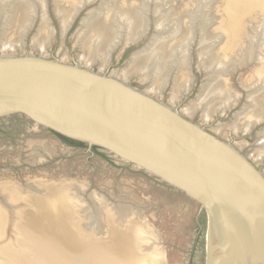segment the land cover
Instances as JSON below:
<instances>
[{"label":"bare ground","instance_id":"1","mask_svg":"<svg viewBox=\"0 0 264 264\" xmlns=\"http://www.w3.org/2000/svg\"><path fill=\"white\" fill-rule=\"evenodd\" d=\"M94 1L82 0L76 11ZM208 2L210 0H101L98 9L88 12L90 20L96 18L94 19L96 24L92 26L95 39L87 43L91 45V51L96 57L104 59L105 55L109 56L115 48L120 47L122 51L130 43L139 40L149 27L153 28L154 33L147 37L148 41H145L142 47L133 52L128 65H125L126 68L112 74L126 80L129 77L128 72L135 70L139 83L148 84L145 89L154 96H160V92L169 83L172 85V91L168 102L172 106L177 104L180 96L192 89L190 52L195 45L198 49V67L204 68L206 73H204L205 81L191 104L181 108V113L188 117L201 113L203 124L211 119V113L221 115L228 112L237 102H241L238 101L239 95L231 89L228 74L253 65L251 78L243 87L246 93L245 104H242L243 107L235 114L230 124L233 132H237L241 125L242 133L247 134L254 125L264 121V31L261 28L259 31L254 30L251 35L247 33L248 26L241 18L243 13L234 10L232 11L234 15H230L229 6L224 5V8L222 7L224 15L219 19L216 18L214 7ZM230 2L236 8L241 4L247 6L254 4H251L252 0H230ZM110 5L115 6V13L108 21L105 18L100 19L99 11L108 9ZM35 6V2H30L28 6L30 23L34 20ZM25 12L18 13L16 18L22 17ZM57 15H61L59 11ZM88 19L77 37L80 44L87 37V30L91 26L92 21ZM125 19L128 26L123 23ZM219 24H222L220 25L222 30L218 27ZM28 27H23V34ZM68 27L69 22L63 20L62 35ZM13 48L3 43L1 51H12ZM186 73L187 80L179 84L176 81L177 76L181 74L180 77H183ZM222 129L223 126L219 125L214 127L213 131L220 133ZM257 138L253 154L249 156L253 163L259 165L264 160V128L258 131ZM237 144L238 148L246 145L245 142ZM39 159H41L40 155ZM37 184L36 181H32L25 187L18 182L0 183V234L5 237H0L3 240L0 254L5 256V259L13 260V264H150L154 262L158 253L152 252L150 246L144 247L143 255H136V251L139 250V235L149 237L140 217L125 218L124 231L116 226L124 212L127 217L129 206H133L131 203L127 208L126 205L123 206L124 203H111L106 206L105 196L96 192L87 195L86 187L79 188L72 183L49 186L46 193L40 192L37 187L40 185ZM45 185L48 186L44 183L43 186ZM41 204L47 207L44 208ZM108 206L111 208L109 209ZM27 208L33 211L28 212ZM40 216L45 217L46 223H41ZM8 225L9 227L15 225L18 231L16 229L15 232L12 229L11 231ZM54 226L64 228L65 233H57L52 228ZM110 226L111 230L107 231L106 228ZM72 227L78 230L82 228L85 233L71 232ZM97 229L102 231L100 235L102 239L96 241L88 238L87 235L97 233L92 232ZM36 231L39 233L36 234ZM25 237H29L31 241H24ZM27 244H30L28 249L25 248ZM11 245L18 250L11 248ZM21 249L28 251L29 256L20 251ZM122 254L125 255V259Z\"/></svg>","mask_w":264,"mask_h":264},{"label":"water","instance_id":"2","mask_svg":"<svg viewBox=\"0 0 264 264\" xmlns=\"http://www.w3.org/2000/svg\"><path fill=\"white\" fill-rule=\"evenodd\" d=\"M17 123L107 152L194 199L207 216L206 264H264V172L170 103L78 62L0 49V127Z\"/></svg>","mask_w":264,"mask_h":264},{"label":"rangeland","instance_id":"3","mask_svg":"<svg viewBox=\"0 0 264 264\" xmlns=\"http://www.w3.org/2000/svg\"><path fill=\"white\" fill-rule=\"evenodd\" d=\"M30 2H35L37 6V8L35 6V16L31 23V18L27 13ZM81 2L82 0H0V16L3 18L0 20V49L2 44L6 43L14 47L12 51L6 52L19 55L24 53L43 54L49 58L58 57L65 62H78L83 66H89L95 71L102 70L108 74L125 69L133 52L142 47L148 41L147 37L154 33L153 28L149 27L139 40L130 43L129 46L122 50L123 52L120 51V47H117L114 49L115 51H112L114 53L111 52L109 56L105 55L104 59H100L92 53L91 45L87 42L95 39V32L92 31L94 27L92 26L96 24L94 23L96 18L90 20L88 12L95 8L98 9L101 0L88 3L76 11V7ZM208 3L213 5L216 18L219 19L224 15L222 13L224 5L229 6L230 15H234L232 13L234 10H240L243 13L241 18L245 20L248 26L247 33L251 35L254 30L259 31L261 28L264 31V0H257L251 6L241 4L238 8L230 0H210ZM110 6V9L105 8L99 11L98 17H101L100 19L105 18L108 21L115 13V6ZM58 11L61 15H57ZM20 12L25 13L22 17L16 18ZM87 19L92 21L91 26L87 30V37L80 44L77 37L81 33V29ZM63 20L69 22V27L62 35L61 26ZM123 23L128 26L126 19ZM220 25L222 24H219L218 27L221 29ZM23 27H28L24 34L22 33ZM197 50L194 45L190 52L192 65H190V72L193 73L192 89H190V93L180 96L179 101L177 100L175 107L179 110L191 104L205 81L206 73L204 68L198 67ZM252 71L253 65H249L248 68L234 70L231 74H228L231 89L239 95L238 101H241L233 105L228 112L226 111L221 115L211 113V119L206 122L207 124L202 123L201 113H196L192 117L184 115L194 123L200 124L205 130L215 134L218 138L235 144V147L250 161L252 159L249 155L253 154L252 151L256 147L258 139V131L264 128V121L254 125L247 134L242 133L243 127L241 125L238 127L237 132H233L230 124L233 122L235 114L245 104L246 93L243 87L251 78ZM135 73V70H130L126 81L139 89H145L148 84L144 83L145 85H142L139 83ZM180 75L177 76L176 81L179 84H183L188 76L187 73L185 76H181L182 78ZM171 91L172 85L168 83L163 91L160 92V96L155 95L154 97L169 103ZM219 125L223 126L222 133H215L213 128ZM242 142H245L246 145L238 148L236 144L239 145ZM38 154L41 158L39 160ZM256 167L263 171L264 160ZM9 181L21 183L25 187L32 181H36L37 185H40L37 186L40 192L45 193L49 186L55 187L57 184L72 183L79 188L86 187L87 195L96 192L105 196L107 199V201H104V203L106 202L105 205L124 203L123 206L126 205L127 208V205L131 203L133 206H129L127 217L124 212L116 226L121 231H124L126 224L123 221H126L125 218L132 216L133 218L140 217L142 219L145 224V231L149 234L150 239L139 235V250L136 251V255H143L144 247L150 246L149 249L152 252L158 253L154 258V262L150 264H206L207 216L205 211L201 210L200 205L185 193L157 179V177L137 169L129 163L118 160L107 152L97 149L93 150L87 145L75 146L68 144L49 131L23 123L0 127V183ZM44 183L48 184V186H43ZM111 206H108L109 209ZM27 211L32 212L33 210L28 209ZM44 218V216H40L41 223H46ZM102 224L104 225L103 221ZM52 228L57 233H65L66 231L58 226ZM111 228V226L107 227L106 230L110 231ZM9 229L15 232L16 227L12 225ZM10 230L9 233L12 231ZM16 231L18 230L16 229ZM26 231L28 230L26 229ZM70 231L85 233L82 228L78 230L75 227L70 228ZM92 232L97 233H89L87 235L89 236L88 238L96 241L102 239L100 236L102 231L100 229ZM38 233L39 231H36V234ZM0 237L5 238L2 234H0ZM2 241L0 238V248L3 247ZM24 241H31V239L25 237ZM29 245L27 244L25 248L28 249ZM11 248L16 249L14 245H11ZM20 251L29 256L28 251L23 249ZM122 256L123 259L126 258H124L125 255L122 254ZM0 257V264H13V260L5 259V256L1 254Z\"/></svg>","mask_w":264,"mask_h":264},{"label":"trees","instance_id":"4","mask_svg":"<svg viewBox=\"0 0 264 264\" xmlns=\"http://www.w3.org/2000/svg\"><path fill=\"white\" fill-rule=\"evenodd\" d=\"M50 132H51L53 135H55L58 139H60L61 141H63V142H66V143H68V144L75 145V146H85L84 143H81V142H78V141L71 140V139H69V138H67V137H64V136H62V135H59V134H57V133H55V132H53V131H50ZM93 150H96V148L93 147Z\"/></svg>","mask_w":264,"mask_h":264}]
</instances>
